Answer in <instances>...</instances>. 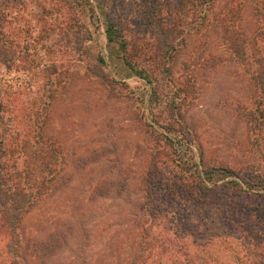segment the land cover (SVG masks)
<instances>
[{
    "label": "rangeland",
    "instance_id": "1",
    "mask_svg": "<svg viewBox=\"0 0 264 264\" xmlns=\"http://www.w3.org/2000/svg\"><path fill=\"white\" fill-rule=\"evenodd\" d=\"M163 1L0 0V104L16 117L12 130L21 132L30 123L27 108L32 103L45 106L47 136L61 146L66 172L72 175L67 190L50 202L46 215L33 217L27 230L44 235L67 219L74 221L77 235L88 231L91 237L86 252L78 253L75 240V250L49 264L129 261L139 228L147 226L156 234L159 223H172L171 215L186 201L177 184L166 195L163 185L169 174L186 177L213 165L225 167L213 175L219 189L206 204L190 206L186 215L196 219L197 209L213 217L219 207L215 225L205 222L208 231L203 227L205 237H223L207 250L211 263H264V233L256 226L264 219V127L255 128L248 116L259 95L252 78L264 45L251 34L243 61L225 51L218 27H191L185 39H177L170 68L158 72L166 88L156 99L151 86L115 58L119 45L108 42L105 23L110 18L120 22L132 42L147 43L153 5ZM169 1L166 10L176 12L179 0ZM202 1L188 0L187 14ZM200 11L196 9L198 23ZM238 28L254 30L248 17ZM97 56L106 62L104 79L95 65ZM171 115L177 123L184 117L189 133L182 136L176 123L175 130L158 126ZM152 131L171 137L174 145L158 144L148 134ZM154 163L161 173L153 188L161 194L159 200L153 198L156 205L176 200L165 207L171 209L165 220L153 215L157 212L152 213L146 191ZM246 183L254 185L252 191ZM98 187L109 188V195L100 197ZM246 216L252 220L241 224Z\"/></svg>",
    "mask_w": 264,
    "mask_h": 264
},
{
    "label": "trees",
    "instance_id": "2",
    "mask_svg": "<svg viewBox=\"0 0 264 264\" xmlns=\"http://www.w3.org/2000/svg\"><path fill=\"white\" fill-rule=\"evenodd\" d=\"M251 1L252 3L249 0H226L222 3V0H203L196 7L202 10L200 23L195 17L196 9L190 14L185 11V8H188V0H179L176 12L166 10H169L168 6L171 4L169 0L156 2L153 5L152 19L150 18L153 33L149 41L142 42L141 45L139 41L137 44V41L132 42L131 38L126 37L124 25L111 18L106 20L105 31L108 42L119 45L115 50L117 53L115 58L120 60L127 70L150 85L155 98L159 99L158 92L164 94L166 86L160 81L158 74L165 73L166 69L170 68V63L174 60L172 52L175 51L177 39L180 35L185 39L187 32L192 30L189 28L207 30L210 27H218L220 39L225 42V51H228L233 58L243 61L249 55L251 34L264 45V0ZM176 15L179 17L175 18ZM246 17L251 19L253 31L238 28ZM222 57V53L219 54L220 62ZM105 63L103 57H95V65L102 79L106 76ZM255 64L256 70L252 81L259 95L255 102V110L248 113V116L250 124L252 123L255 128H262L264 127V52L259 54ZM30 98L28 101L33 100ZM180 105L183 107L182 103ZM0 106V264H49L58 255L75 250L72 248L75 240L78 245L77 250L80 249L78 253L81 255L82 251H87L91 237L88 231L77 235L73 220L66 219L61 227L44 235L36 233L34 229L27 230V223L41 213L46 215L50 202L66 191L72 182V175L66 172L67 162L61 152V146L54 137L47 136L43 117V110L46 107L40 108L41 105L32 103L31 107L27 108L30 123L26 125V130L21 132V130H12L16 117L12 113L9 114L2 103ZM181 113L182 109L179 115ZM170 118L165 125L158 126L175 130L177 125L183 132L182 136L185 130L189 133L184 117H180L181 123H177L173 115ZM11 131L13 132L11 135H6ZM13 134H15L14 138H10ZM148 134L158 144L161 143L167 147L174 145L173 139L167 135L155 133V131ZM154 160L155 158L152 161ZM31 163L33 165H30ZM158 169L159 165L154 163L153 171L146 177V191L151 198L152 213L157 212L153 215L159 216L160 220H165L166 214H169L171 210L165 211V207L168 204L171 207L176 200L172 198L171 202L165 201L163 205H156V201L161 196L160 193L159 196L156 195L153 189L160 184V178L157 179V177L161 173ZM221 169L225 167L213 165L211 170L198 169L197 173H189L186 177L169 174L166 179L168 183L163 185L166 195H171L170 187L172 184H177V189L181 190L186 201L182 205L179 204L177 212L171 215L172 223H159L160 229L154 235L147 226L142 225L139 228V224L135 222L136 227L141 230L132 237L133 256L129 261H122L121 264H213L212 256L208 255L207 250L215 245V241L223 237L218 233L205 237L203 227L208 231L209 228L204 224L205 222L215 225V215L219 207L212 212L213 217L197 209L196 219L186 213L190 206L196 208L206 204L213 193L219 189V185L213 180V175L215 171ZM149 179L152 181L151 184ZM232 184L239 183L232 181ZM246 184V188L252 191L254 185ZM96 192L100 197H105L110 191L109 188L98 187ZM154 196L157 200H154ZM244 219L243 222L240 221L241 224H248V221L252 220L247 216ZM199 223L201 224L198 225ZM256 226L258 231L264 233V219H260ZM87 261L85 260V263Z\"/></svg>",
    "mask_w": 264,
    "mask_h": 264
}]
</instances>
